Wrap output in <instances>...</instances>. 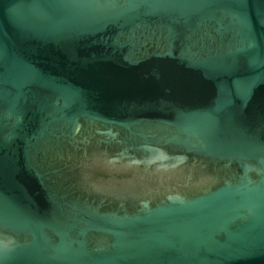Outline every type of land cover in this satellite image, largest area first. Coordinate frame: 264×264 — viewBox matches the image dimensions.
<instances>
[{
	"label": "water",
	"instance_id": "obj_1",
	"mask_svg": "<svg viewBox=\"0 0 264 264\" xmlns=\"http://www.w3.org/2000/svg\"><path fill=\"white\" fill-rule=\"evenodd\" d=\"M0 264H264V0H0Z\"/></svg>",
	"mask_w": 264,
	"mask_h": 264
},
{
	"label": "flooded vegetation",
	"instance_id": "obj_2",
	"mask_svg": "<svg viewBox=\"0 0 264 264\" xmlns=\"http://www.w3.org/2000/svg\"><path fill=\"white\" fill-rule=\"evenodd\" d=\"M92 141L94 140H91L90 143ZM113 143L114 142L111 140H106L105 142H103L102 145L101 144L96 145V147L102 148L103 146H110ZM78 146L82 147V144L78 143ZM57 160L50 161V162L56 166V169L57 168L61 169V171L66 169L67 164H73L75 162V161H57ZM192 166H193L192 174H189V169H188L187 177H185L184 179V186H185L184 189H185L186 194H190L191 192L196 193V192L202 191L201 189H204L214 184L215 177L213 178V175H212L214 171V168L212 166H216L215 164H212L203 158L196 157L193 160ZM220 166L221 167L219 168V176L222 175L221 173L222 170H224L226 175L234 174L235 172H237V170H235L236 168L234 169L233 165L232 166L231 165H226V166L220 165Z\"/></svg>",
	"mask_w": 264,
	"mask_h": 264
}]
</instances>
